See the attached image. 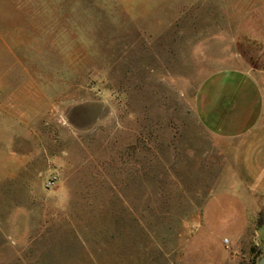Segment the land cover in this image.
<instances>
[{
	"label": "rangeland",
	"instance_id": "1",
	"mask_svg": "<svg viewBox=\"0 0 264 264\" xmlns=\"http://www.w3.org/2000/svg\"><path fill=\"white\" fill-rule=\"evenodd\" d=\"M231 71L264 86V0H0V264H257Z\"/></svg>",
	"mask_w": 264,
	"mask_h": 264
},
{
	"label": "crops",
	"instance_id": "2",
	"mask_svg": "<svg viewBox=\"0 0 264 264\" xmlns=\"http://www.w3.org/2000/svg\"><path fill=\"white\" fill-rule=\"evenodd\" d=\"M207 97L203 123L210 132L233 141L234 175L256 205L264 198V86L249 73L225 72ZM213 203L214 198L209 207ZM231 203L238 208L237 233L247 208Z\"/></svg>",
	"mask_w": 264,
	"mask_h": 264
},
{
	"label": "water",
	"instance_id": "3",
	"mask_svg": "<svg viewBox=\"0 0 264 264\" xmlns=\"http://www.w3.org/2000/svg\"><path fill=\"white\" fill-rule=\"evenodd\" d=\"M257 264H264V256H262V257L259 259V261H258Z\"/></svg>",
	"mask_w": 264,
	"mask_h": 264
},
{
	"label": "trees",
	"instance_id": "4",
	"mask_svg": "<svg viewBox=\"0 0 264 264\" xmlns=\"http://www.w3.org/2000/svg\"><path fill=\"white\" fill-rule=\"evenodd\" d=\"M259 261V260H258Z\"/></svg>",
	"mask_w": 264,
	"mask_h": 264
}]
</instances>
